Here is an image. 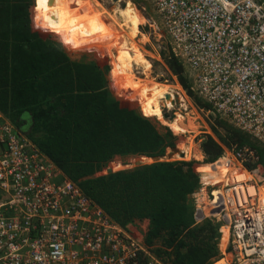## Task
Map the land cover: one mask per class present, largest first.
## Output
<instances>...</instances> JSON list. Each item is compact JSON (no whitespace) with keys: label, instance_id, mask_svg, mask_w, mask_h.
I'll return each mask as SVG.
<instances>
[{"label":"built area","instance_id":"2783aa9c","mask_svg":"<svg viewBox=\"0 0 264 264\" xmlns=\"http://www.w3.org/2000/svg\"><path fill=\"white\" fill-rule=\"evenodd\" d=\"M149 1L161 28L156 34L193 73L196 94L264 149V0ZM214 141L220 153L207 161L199 151L190 194L193 224L215 225L217 251L208 264H264L258 154L247 144ZM0 264L170 263L143 235L110 218L0 113Z\"/></svg>","mask_w":264,"mask_h":264},{"label":"trees","instance_id":"16d2710c","mask_svg":"<svg viewBox=\"0 0 264 264\" xmlns=\"http://www.w3.org/2000/svg\"><path fill=\"white\" fill-rule=\"evenodd\" d=\"M38 1L46 27L53 28L51 15L58 27H65L63 20L93 22L61 14L52 5L50 14L47 1ZM59 2L65 13L89 15L82 4ZM31 7L32 0H0L2 117L19 130L28 118L30 127L23 135L110 218L120 225L146 219L143 241L163 262L167 255L170 264H208L216 255L217 233L208 220L193 224L190 194L197 185L195 166L182 160L154 161L96 174L118 155H163L166 147L173 146L172 135L114 99L96 64L70 59L57 43L41 37L33 29ZM168 56L167 66L188 94L179 60ZM135 84L117 86L134 94ZM139 95L142 107H152L154 97ZM225 128L229 141L220 142L254 148L264 171V149ZM201 146L207 161L220 153L210 136Z\"/></svg>","mask_w":264,"mask_h":264},{"label":"rangeland","instance_id":"374dc122","mask_svg":"<svg viewBox=\"0 0 264 264\" xmlns=\"http://www.w3.org/2000/svg\"><path fill=\"white\" fill-rule=\"evenodd\" d=\"M46 1L50 9V14L52 5L55 6L61 14L80 16L93 22L88 24L81 20H63L65 27H58L54 23L51 15L53 28L46 27L41 22L39 1L32 0L33 9L31 7V16L32 21L34 16L36 23L34 25L33 21V29L41 37L57 43L70 59L87 61L100 67L105 74L104 76L108 84L109 93L114 99L118 100L123 105L136 109L140 115L148 119L159 131L164 132L168 130L172 135L173 146L166 147L163 155H118L108 161L102 170L96 174H106L119 169H129L139 164L154 161L182 160L189 161L196 166V163H198L197 159H200L199 151L204 154L201 143L204 142L207 137L210 136L213 140L217 139L218 141H224L222 139L229 141L225 137L227 136L225 127L240 132L226 120L211 113L210 108L204 105V100L200 98L193 89V73L179 60L182 67V75L186 80L187 86H189V93L187 94L185 89L180 85L176 76L165 62V59L169 57L164 49L166 40L156 34L161 33V28L158 24L157 14L149 0H97L103 8L114 12L117 9L115 4H118V10L122 14V17L120 19L121 21H119V18L115 17L116 24H120L121 27L122 24H125V28L132 37V40L143 52V57L139 58V65L144 69V73H142L140 66L138 67L139 69L135 67L133 82L126 84L121 80L120 75H118L119 69L112 65L113 54L115 53L113 47H117L118 31L106 28L95 19L90 9V1L64 0L77 2L75 3L76 5L82 4L89 15L65 13L62 10V6L59 2L60 0ZM153 23L157 25V28L151 27ZM107 43L111 44V46L110 44L108 45V48H106ZM158 48L161 50V57L157 54ZM71 49H76L78 52H74ZM111 68L116 74L115 79L111 73ZM134 83H137L132 87L135 95L117 86L132 85ZM176 84H179L181 87L186 104L184 102L175 101L171 107L168 106L166 102L163 103L160 101L161 96H156L154 89L158 87L163 88L165 86H176ZM138 85L139 87L135 88ZM141 88H145L144 90H146L143 91V93H149L151 95L153 92V97L155 99V102H153L155 103L153 109L151 106H143L141 108L142 102L139 95V90ZM135 96H137L140 103L135 99ZM142 109L147 114L141 112ZM21 125L22 128L20 130L22 134H25L30 127L28 118ZM242 134L245 135L248 140L256 142L247 134ZM185 146L188 148L187 155H178L179 148ZM204 155L207 157L206 154ZM108 168L109 171H107ZM201 168L203 170L204 166H201ZM125 225H128V227L138 235H143L146 230L147 220H135L124 224V226ZM164 256L167 262L170 263L169 256Z\"/></svg>","mask_w":264,"mask_h":264},{"label":"bare ground","instance_id":"6f19581e","mask_svg":"<svg viewBox=\"0 0 264 264\" xmlns=\"http://www.w3.org/2000/svg\"><path fill=\"white\" fill-rule=\"evenodd\" d=\"M89 1H90L89 3L90 9L93 12V16L95 17V19L99 21V23L105 26L106 28L112 29L114 31H118L117 33L118 43L116 45L117 47L116 48L113 47L115 53L113 54L112 65L113 67H116L119 69L118 75H120L121 80L125 84L133 82L134 69L135 67L137 69L140 66L139 58L143 57V52L140 50V48H138L137 44L132 40V37L129 35V33L127 32V29L125 28L126 27L125 24H122V27L120 24H116L115 17L119 18V21H121L120 19L122 17V14L118 10V4H115L117 9L114 12V11L106 10L105 8H103L101 4L98 3L97 0H89ZM109 44L110 43H107L106 48H108ZM141 70H142V73H144V69L142 67H141ZM144 89L145 88L143 89L141 88L139 90V94L142 95L143 91H146ZM154 91L156 92V96H161L160 101L163 103L166 102L168 106L172 107L175 101L185 103V98L183 97L184 94L179 84H176V86H170V87L169 86L168 87L165 86L163 88L158 87L154 89ZM150 97L151 98L153 97V92L151 93ZM135 98L139 102L136 96ZM154 104L155 103L152 104V109H153ZM141 108H142V105H141ZM142 112L144 114H147L144 112L143 109H142ZM187 152H188V148L187 146H185V147L179 148L178 155L179 154L187 155ZM205 168L206 166H204L203 170H205Z\"/></svg>","mask_w":264,"mask_h":264},{"label":"crops","instance_id":"0c3cea01","mask_svg":"<svg viewBox=\"0 0 264 264\" xmlns=\"http://www.w3.org/2000/svg\"><path fill=\"white\" fill-rule=\"evenodd\" d=\"M115 76H116V74H115L114 71H113V77H114V79H115ZM116 81H117V80H116ZM117 82H118V81H117ZM117 82H116V83H117Z\"/></svg>","mask_w":264,"mask_h":264},{"label":"water","instance_id":"95a60500","mask_svg":"<svg viewBox=\"0 0 264 264\" xmlns=\"http://www.w3.org/2000/svg\"><path fill=\"white\" fill-rule=\"evenodd\" d=\"M107 171H109V168L107 169Z\"/></svg>","mask_w":264,"mask_h":264}]
</instances>
